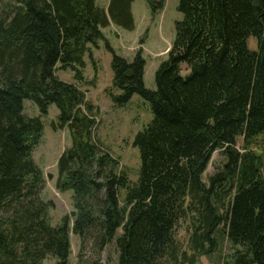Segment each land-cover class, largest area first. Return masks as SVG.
I'll list each match as a JSON object with an SVG mask.
<instances>
[{"label":"trees","instance_id":"1","mask_svg":"<svg viewBox=\"0 0 264 264\" xmlns=\"http://www.w3.org/2000/svg\"><path fill=\"white\" fill-rule=\"evenodd\" d=\"M133 2L110 0L104 11L95 0H0V264H68L70 232L80 241L77 264H100L111 242L114 264H195L222 238L233 248L223 264H264V155L235 150L237 138L249 144L264 135V0H179L182 17L154 89L145 87L141 50L127 60L106 44L119 91L112 100L121 106L138 95L152 115L133 139L135 183L93 140L96 112L85 93L55 73L59 65L82 82L101 28L133 29ZM146 2L152 13L163 7ZM24 100L39 116L24 114ZM51 105L71 138L56 188L72 192L74 210L58 226L49 222L52 203L39 197L45 182L32 157ZM217 150L226 171L206 184ZM187 219L189 256L175 238ZM89 241L97 255L85 262Z\"/></svg>","mask_w":264,"mask_h":264},{"label":"rangeland","instance_id":"2","mask_svg":"<svg viewBox=\"0 0 264 264\" xmlns=\"http://www.w3.org/2000/svg\"><path fill=\"white\" fill-rule=\"evenodd\" d=\"M110 0H95L96 5L107 10ZM162 1L163 7L152 13L146 0H134L131 12L134 21L132 30L121 29L110 23L101 28L104 40L98 41L97 47H90L92 61L88 54L84 56L86 64L83 70V81L75 79L71 70H61L57 66L56 76L64 82L74 84L85 93L86 100L95 109V126L92 130L93 140L99 141L102 147L112 157L118 160L119 170L127 173L131 183H135L139 174V152L132 143L136 133L141 131L151 120L149 105L138 95L124 105H117L112 95H119V91L112 87L111 58L112 52L127 60H131L138 50L142 51L145 60L144 84L148 89L155 88L154 75L159 64L167 57L174 38L175 22L181 19L177 10L179 0H153ZM111 48L112 52L107 48ZM250 50L257 49V43L252 37L247 41ZM186 73L185 66H182ZM24 114L28 117L39 116L36 106L29 100L23 101ZM59 111L51 105L48 114L41 118L43 133L39 144L33 149L32 157L41 169L44 177V186L40 198L51 202L48 211L51 226H58L64 217L72 218L73 202L72 192H61L56 188L58 177L57 162L60 155L71 146V138L66 127H59L57 117ZM235 150L240 154L250 152L255 155H264V135L256 138L252 143L246 144L242 137L237 138ZM228 158L220 150L215 151L203 173V181L208 184L209 177L226 171ZM121 231L118 232L120 234ZM191 233L190 219L179 222L175 228V238L181 252L188 256L192 254L189 245ZM70 238V255L68 264H77L80 241L72 232ZM218 246L206 256L196 257L195 264H223L229 259L233 248L225 238L218 240ZM95 249V248H94ZM93 242L86 243L82 251L85 262L96 260V251ZM117 258L115 243L111 242L100 255V264H114ZM43 264H55V260L47 257Z\"/></svg>","mask_w":264,"mask_h":264}]
</instances>
